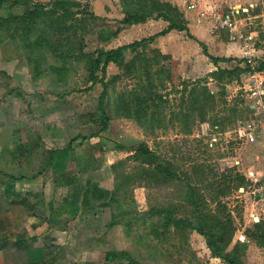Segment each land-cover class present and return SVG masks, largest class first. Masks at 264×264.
Returning <instances> with one entry per match:
<instances>
[{
  "label": "rangeland",
  "instance_id": "obj_1",
  "mask_svg": "<svg viewBox=\"0 0 264 264\" xmlns=\"http://www.w3.org/2000/svg\"><path fill=\"white\" fill-rule=\"evenodd\" d=\"M62 1L67 9L56 0H0V264L39 255L27 245L38 240L27 238L25 216L33 214L41 222L56 217L58 232L66 228L38 240L50 248L45 264H228L200 230L241 264H264V208L249 194L252 177L264 172V148L239 130L249 116L243 81L264 63V0H200L221 13L240 8L253 34V67L234 50L244 49L240 42L214 63L187 31L173 28L157 39L141 36L150 39L105 71L100 52L127 45L113 42L122 27L101 18L100 0ZM183 2L123 0L122 8L134 20L168 18L167 27L198 24L191 16L199 11L186 14ZM36 6L34 20L24 18ZM206 23L230 45L228 30ZM95 133L70 155L51 156L71 138ZM52 161L68 166L61 179L79 185L74 190L89 206L78 207L83 218L67 208L66 189L56 188V207H46L57 180L46 167ZM3 172L40 173L43 185ZM67 240L77 252L67 251Z\"/></svg>",
  "mask_w": 264,
  "mask_h": 264
},
{
  "label": "crops",
  "instance_id": "obj_2",
  "mask_svg": "<svg viewBox=\"0 0 264 264\" xmlns=\"http://www.w3.org/2000/svg\"><path fill=\"white\" fill-rule=\"evenodd\" d=\"M122 1L123 0H100L99 1V5L101 6L100 7L101 18H103L105 20V22H109L110 25L111 24L113 25V23L118 22L119 26L122 27V28H116L117 35L113 37V42L114 43H116L118 45H120L121 43L122 44H126V43L128 44V43H130L131 41H133L135 39H137V40L141 39L140 38L141 36L146 37L147 35H156V34H158V36L160 35L159 37H162V36H165L167 34V33H165L162 36L160 34L164 29L167 28V25L169 23L168 20L163 19L162 17L152 18V17H148L147 16L143 21H139V23H132V24L125 23L124 19L126 18L127 13L130 12V11H128L126 13L123 11ZM159 1H169V2L171 1L172 2V0H159ZM126 5H129V4L126 3ZM183 9H184V11H186V14H187L188 11L185 10L184 7H183ZM110 16H112V20L114 19L113 21H108V20H110L109 19ZM191 17L193 19H195L196 21H198L197 18H195L193 15ZM195 20H193V22ZM206 24H207L206 22H201V23L198 22V24L196 22L195 23L189 22V23L186 24V26L188 27V29H190L189 32L194 36V40L195 41H197L200 45H201V43H204L206 46H208V48H209L208 52L209 53L218 56V55H220V52L233 49L232 48V44L233 45H237L238 44L237 43L238 41H232L231 43L229 42V44L231 46L230 45H224L223 46L224 43L222 44V42H220L217 38H215V36H213L208 31V29L206 27ZM119 29H120V31H118ZM186 34H187V32H186ZM158 36H157V38H159ZM234 50L235 51H241L242 50V52L244 53L245 48L244 49L234 48ZM52 107H53L52 109H55L54 106H52ZM58 149H61V148H56L55 147V150H58ZM71 150H74V149H71ZM71 150H68L69 155L71 153ZM65 152H67V151H65ZM46 167H50L53 170L54 175H57V180L56 181L54 180L50 184L51 187H52V193L51 194H52V199L53 200L51 199L48 202H46L45 203L46 207L47 208H51V207H53V205H54V207H56V203L54 202L56 200V196L54 197V193L56 192V188L59 189L60 193H62L61 190L66 189L68 191V196L67 197L64 196L65 197L64 199L65 200L68 199V200H66L68 202V204H67L68 207L67 208L69 210L71 209L70 212L72 214H74L76 216H79L81 218L82 215H84V214L80 213L78 211V207H81L82 208L81 210L84 211V213H85L86 211H85L84 207H89V206H87L88 204L83 202L84 201L83 195L80 196L79 193L74 190V188L79 187V185H77L76 182H74V183L71 182L73 180H70L67 177H66L67 178L66 180H64V178L61 179V176L66 175V173H68V171H70L67 168L68 166H65L64 168H58L56 166V164H55V161H52V163L49 162L48 166H46ZM50 168H47V169H50ZM3 173H5L7 178L10 177L11 179L20 180V183L22 185H27V184L30 183L29 185L33 184L34 187H37V188H40L43 185V184H40V181H41L40 173L37 174V175H33L31 178L22 175L23 177L21 179H18L19 177H16L13 174H8L6 172H3ZM59 179H60V182H59ZM7 182L5 183V186L6 185H9L10 187L14 186L13 182L9 183V184ZM73 184H75V185H73ZM31 191H33V190H31ZM37 195H40V197L42 198V202H43V198H44L43 193L40 192ZM64 205H66V204H62V206H61L62 209L65 210V211H68V209H66L64 207ZM41 206L43 207L44 203ZM70 206H71V208H70ZM88 210H90V209L88 208ZM56 212L58 214H60V212L63 213L64 211H61V210L59 211L58 210ZM64 213H66V212H64ZM67 214H69V212H67ZM46 217H47V221L46 222H41L40 221L41 220L40 219V215L33 214V215H31V217L30 216H28V217L25 216V219H28V221L26 222V231H28L27 232V234H28L27 238L30 237L31 240H34L35 238H38V240H40V237L44 233H46L47 231H49L50 235H52L53 237H56V235L60 236L61 234H64L66 228H63L64 231L61 230V232L56 231V227H57L56 226V217H52V216H46ZM44 223H46V225ZM34 226L37 227V228H35ZM36 230H37V232H36ZM86 231H87V228L81 230L80 234H79V231H76L75 235L76 236L82 235V234L84 235ZM38 240L37 239L34 240L33 244L27 243V245L32 248L31 249L32 251H30V253H37L39 255L34 256L32 258H29L28 260L23 261V262H37L38 264H45V261L47 260L46 256L49 257L50 248L47 247L46 245H44L42 242H39ZM55 242L56 241H54V243ZM57 244H59V243H57ZM65 245H66L65 248L66 247H67V249L69 248L67 250L68 252H70V250H71L70 253L77 252L76 251L77 247H78L77 244H75V246H74V244L73 245L70 244V241L67 240V242H65ZM74 247H75V249H73ZM26 251H27V248H26ZM54 252H56V251H54ZM84 252L85 251H83V253ZM86 254L87 255H91L90 257H92V255H93L92 248L89 247V250H86ZM52 261L54 262L53 264H56V259L55 258ZM17 263H22V262H17ZM14 264H16V263H14ZM50 264H52V262ZM77 264H86V260L81 261V262H79Z\"/></svg>",
  "mask_w": 264,
  "mask_h": 264
},
{
  "label": "built area",
  "instance_id": "obj_3",
  "mask_svg": "<svg viewBox=\"0 0 264 264\" xmlns=\"http://www.w3.org/2000/svg\"><path fill=\"white\" fill-rule=\"evenodd\" d=\"M183 1L184 8L188 12L199 11L197 17L199 22H209L228 30L231 33V39L240 42L245 48L242 58L243 63L253 67L255 63L253 59L254 52L251 49L253 47L251 46L253 34L248 30L249 24L247 21L240 19V8L232 6L230 11L221 13L210 10L212 6L202 8L200 0ZM247 74L246 79L243 81V89L250 99L248 104L249 116L241 124L239 130L248 143H258L264 148V69H253L248 71ZM249 194L256 205L264 208V172H259L255 178L252 177Z\"/></svg>",
  "mask_w": 264,
  "mask_h": 264
},
{
  "label": "trees",
  "instance_id": "obj_4",
  "mask_svg": "<svg viewBox=\"0 0 264 264\" xmlns=\"http://www.w3.org/2000/svg\"><path fill=\"white\" fill-rule=\"evenodd\" d=\"M57 1V5L60 7V8H66L65 6V2H63L62 0H56ZM38 12H39V6H36L33 10H31L30 12L26 13L24 15V18H28L29 20L33 21L34 18L38 15ZM128 15H126V18L124 19V22L125 23H129V24H132V23H139V21H143L144 19L142 18H138V19H133V14L128 12L127 13ZM131 14V15H129ZM146 18V16L144 17ZM166 20L169 21L168 18H166ZM173 28H177L178 30H185L187 31L188 35L194 39V36L188 31V27L186 25H182V26H178V25H173L171 24L170 26H168L166 29H164L160 34L161 35H164L165 33H167L168 31H170L171 29ZM158 35V34H156ZM152 36L151 39H154L155 36ZM150 39V38H148ZM148 39H142V40H135L134 42H132L131 44H127V45H123V46H120L118 48H114V49H111L109 51H101L100 52V56H103L105 55L106 58H105V62H104V67H103V71H105V69L108 67V64L111 63V62H117L119 59H121L123 57V52L124 50L126 49H129V50H135L140 44L144 43L145 41H147ZM202 47H203V50H204V54H206L207 56H209L212 61L214 63H218L222 60H224V58H221V57H218V56H214L212 54H210L208 52V49H207V46L204 44V43H201ZM99 56V57H100ZM102 58V57H101ZM247 70H249L250 68H246ZM259 69H264V63L261 64L260 68ZM104 90L102 91V94L100 95V105H102V102H103V97L104 95L106 94V91H107V84L104 83ZM249 109V107H248ZM103 128H105L106 126V123H105V120H103ZM97 134H91L90 136H85V135H77L75 137H73L68 145L66 147H64L62 150H56L54 152L51 153V156H55L57 155L58 153H64L65 151H68V150H71V149H75L76 148V145H81L83 144V142L88 139L89 137H94L96 136ZM59 155V154H58ZM23 176H20L18 179H21ZM230 188V185L226 186L225 188L221 186V189L220 191L222 193H226L227 189ZM88 191V190H87ZM86 191V192H87ZM86 195V194H85ZM84 203L88 204L87 203V200L84 199L83 201ZM261 222V220L259 221ZM202 234H204L205 236H207L208 238V245L212 248L213 252L224 258V260L228 263V264H241V262L239 261V258L237 260H234L231 256H230V253H227V254H224L223 253V250L221 249V247L217 246L216 243H215V239H214V235L206 232L205 230H200ZM260 242H261V245L264 246V236H261V239H260ZM16 264H38L37 262H22V263H16Z\"/></svg>",
  "mask_w": 264,
  "mask_h": 264
}]
</instances>
